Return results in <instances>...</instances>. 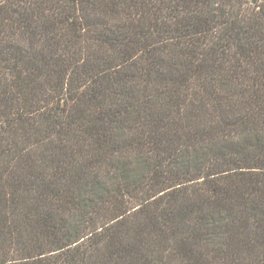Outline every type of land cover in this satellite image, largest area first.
Masks as SVG:
<instances>
[{
  "label": "trees",
  "instance_id": "1",
  "mask_svg": "<svg viewBox=\"0 0 264 264\" xmlns=\"http://www.w3.org/2000/svg\"><path fill=\"white\" fill-rule=\"evenodd\" d=\"M0 264H264V0H0Z\"/></svg>",
  "mask_w": 264,
  "mask_h": 264
}]
</instances>
